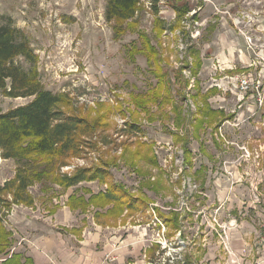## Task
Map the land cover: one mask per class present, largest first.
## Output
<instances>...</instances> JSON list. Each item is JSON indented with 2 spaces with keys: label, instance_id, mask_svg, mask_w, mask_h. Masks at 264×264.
Masks as SVG:
<instances>
[{
  "label": "rangeland",
  "instance_id": "1",
  "mask_svg": "<svg viewBox=\"0 0 264 264\" xmlns=\"http://www.w3.org/2000/svg\"><path fill=\"white\" fill-rule=\"evenodd\" d=\"M106 6L107 0H0V24L11 23L34 54V62L19 57L15 65L32 85L59 95L66 115L97 124L84 146L89 152L68 159L61 175L108 164L106 184L82 182L75 194L90 197L114 184L146 201L121 221L88 212L120 237L138 230L142 244L155 242L149 252L144 246L140 264H177L189 253L196 264H264V0H163L157 12L143 0L126 22L108 21ZM158 74L170 90L156 89L163 84ZM241 75L255 82L248 93L232 87ZM32 99L0 90V112ZM199 106L217 114L206 118ZM30 165L0 158V186ZM32 183L31 205L0 194L8 231L16 206L40 210L31 227L51 226L45 217L66 206L69 188ZM155 207L177 217L169 239ZM15 243L12 237L0 264L18 253Z\"/></svg>",
  "mask_w": 264,
  "mask_h": 264
},
{
  "label": "trees",
  "instance_id": "2",
  "mask_svg": "<svg viewBox=\"0 0 264 264\" xmlns=\"http://www.w3.org/2000/svg\"><path fill=\"white\" fill-rule=\"evenodd\" d=\"M142 1L107 0L105 11L107 20L126 22L134 19ZM162 1L149 0L155 12L159 11L158 6ZM20 34L21 32L13 28L11 23L0 24V90H4L10 97H33V99L27 104L0 112V158L14 159L17 163L24 164L30 162L31 169L21 167L14 179L0 186V194L9 191L13 193L14 203L31 205L32 200L27 189L33 185V179L42 184L53 182L65 188L96 180L101 184H106L110 177L107 169L109 165L104 163H101L102 167L95 169L78 168L71 176L61 175L60 167L65 166L68 159L83 158L84 154L89 152V149L84 146L89 145L90 137L93 138L92 135L96 134L97 124L93 126L87 119L66 115L59 107L62 103L59 95L31 84L33 80H29L30 75L26 74L20 66L15 65V59L19 57L34 62L33 50ZM158 78L163 84L161 83L160 86L158 84L156 89L159 87L160 93L170 90L166 85L171 83H167V79L162 81L163 77L159 74ZM8 86H10L9 89ZM197 110L206 118L210 117V113L217 114V111H204L200 106ZM218 114L221 115L219 112ZM65 158L66 162L58 163L59 160ZM153 165L157 163L154 162ZM37 166H42V170L29 178ZM132 166H135L134 160ZM21 173H25V176ZM82 190L90 192L88 189L83 188ZM138 200L146 203L144 199L136 198L135 195L129 193L123 186L113 184L106 193H93L89 198L74 194L69 198V205L71 209H80L82 212H87L92 206L103 209L111 205L108 213L116 218L125 210H136L135 204ZM154 210L163 220L168 230L166 236L169 239L171 237L170 228L175 227L178 230L177 217L173 218L171 214L163 215V211L161 212L158 207ZM171 213L177 215L176 211ZM95 214L99 215L100 212L97 211ZM11 246L12 233L4 227L0 216V255L9 254ZM194 260H196L194 255L189 253L177 264H196ZM2 264L33 263L21 253H13Z\"/></svg>",
  "mask_w": 264,
  "mask_h": 264
},
{
  "label": "crops",
  "instance_id": "3",
  "mask_svg": "<svg viewBox=\"0 0 264 264\" xmlns=\"http://www.w3.org/2000/svg\"><path fill=\"white\" fill-rule=\"evenodd\" d=\"M225 121L228 119H224ZM68 191L69 194L64 197L66 206L53 208L45 217L51 226L40 224L39 227H31V219H40V210L29 206L15 207L9 215V220L12 237L16 243H21L19 248L16 247V251L19 249L17 252L29 258L33 264H140L145 245L136 234L138 230L134 229L135 233L128 232L127 236L120 237L115 226L107 225L106 222L95 223L88 214L93 208L95 213L100 212L99 218L119 221L124 219L122 215L131 216L136 210H125L116 218L108 213L111 205L103 209L92 206L87 212L73 210L69 205V198L75 194V186L70 187ZM154 213L156 214L155 210ZM165 230L167 233L166 226ZM246 231V228H243L237 233L241 236ZM154 243L150 242L145 246V253L150 251Z\"/></svg>",
  "mask_w": 264,
  "mask_h": 264
},
{
  "label": "built area",
  "instance_id": "4",
  "mask_svg": "<svg viewBox=\"0 0 264 264\" xmlns=\"http://www.w3.org/2000/svg\"><path fill=\"white\" fill-rule=\"evenodd\" d=\"M231 84L235 91H239L240 93H248L255 82L248 75H241L232 78ZM259 88H261L260 84L257 85L256 89L258 90ZM261 89L264 91V85H262ZM262 224L263 238L261 239V246L264 247V222ZM262 263H264V261Z\"/></svg>",
  "mask_w": 264,
  "mask_h": 264
}]
</instances>
